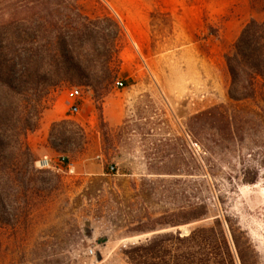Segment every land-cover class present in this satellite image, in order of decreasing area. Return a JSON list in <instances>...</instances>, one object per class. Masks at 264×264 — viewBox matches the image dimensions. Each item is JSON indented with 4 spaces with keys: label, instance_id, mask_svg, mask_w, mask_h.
Listing matches in <instances>:
<instances>
[{
    "label": "rangeland",
    "instance_id": "rangeland-1",
    "mask_svg": "<svg viewBox=\"0 0 264 264\" xmlns=\"http://www.w3.org/2000/svg\"><path fill=\"white\" fill-rule=\"evenodd\" d=\"M251 20L264 0H0V44L20 47L31 25L58 42L37 90L26 79L13 100L0 90L17 115L41 112L34 172L0 188V264H128L125 239L200 204L207 215L180 228L219 218L244 263L264 264V101L241 102L231 130L196 118L233 104L226 54Z\"/></svg>",
    "mask_w": 264,
    "mask_h": 264
},
{
    "label": "trees",
    "instance_id": "trees-1",
    "mask_svg": "<svg viewBox=\"0 0 264 264\" xmlns=\"http://www.w3.org/2000/svg\"><path fill=\"white\" fill-rule=\"evenodd\" d=\"M31 16L30 18H33ZM3 29V28H1ZM45 29L30 26L25 30L23 44L17 41L6 45L0 44V90L3 95L13 100L20 91L22 83L37 85L41 83V68L47 56L58 46L55 40L43 43L41 33ZM72 38V37H71ZM66 45L73 47L70 40ZM11 55V65L4 70L2 56ZM23 61L24 69L18 78L15 77V59ZM226 62L231 76L228 97L230 106H213L198 114L196 118L203 125L214 128L217 121L224 120L231 130L236 121L245 122L248 112L241 102H256L260 97L264 101V20H251L242 29L231 51L226 54ZM6 75H3V74ZM5 76V77H3ZM56 86L58 84H55ZM43 97L33 99L35 108H43ZM12 102L0 100V188L7 189L15 181V174L34 172L36 160L33 147L28 141L29 131L35 130L40 123V114H16ZM231 108H233L231 110ZM206 152L211 153L209 148ZM257 180H249L254 183ZM207 205L200 204L158 219L156 225L142 229L152 233L139 241L130 242L121 248L128 264H242L244 257L239 241L232 226L215 218L210 224L190 227L183 234L180 226L193 224L207 215ZM161 227V229H158ZM174 228V229H170ZM246 242L247 239H246Z\"/></svg>",
    "mask_w": 264,
    "mask_h": 264
},
{
    "label": "built area",
    "instance_id": "built-area-1",
    "mask_svg": "<svg viewBox=\"0 0 264 264\" xmlns=\"http://www.w3.org/2000/svg\"><path fill=\"white\" fill-rule=\"evenodd\" d=\"M116 85H117V87H124V82L118 80L116 82ZM82 96H83V94H82V91H81L80 88H78V87L73 88L72 97H73L74 100H73L72 104L69 107L70 114L76 115V114H78L80 112V108H81L80 100L82 99ZM64 161H65V158H63L61 160V163L64 164ZM38 165L41 168H50L51 167L50 159L48 157H45V158H43V159L38 161ZM115 169H116L115 166H111L110 171L114 172ZM90 253L91 254L94 253L93 249L90 250Z\"/></svg>",
    "mask_w": 264,
    "mask_h": 264
},
{
    "label": "water",
    "instance_id": "water-1",
    "mask_svg": "<svg viewBox=\"0 0 264 264\" xmlns=\"http://www.w3.org/2000/svg\"><path fill=\"white\" fill-rule=\"evenodd\" d=\"M182 230V233L183 234H187L189 231H190V228L188 226V229L186 230H183L182 228H180ZM152 233L150 234H143V235H140V236H136V237H132V238H127L125 239L126 242H135V241H139L141 240L142 238H145V237H148L149 235H151Z\"/></svg>",
    "mask_w": 264,
    "mask_h": 264
},
{
    "label": "bare ground",
    "instance_id": "bare-ground-1",
    "mask_svg": "<svg viewBox=\"0 0 264 264\" xmlns=\"http://www.w3.org/2000/svg\"><path fill=\"white\" fill-rule=\"evenodd\" d=\"M185 229H188V228H187V227H184V230H185ZM188 233H189V232H188Z\"/></svg>",
    "mask_w": 264,
    "mask_h": 264
}]
</instances>
